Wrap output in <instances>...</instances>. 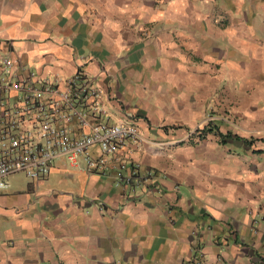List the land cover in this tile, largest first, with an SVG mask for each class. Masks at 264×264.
Returning <instances> with one entry per match:
<instances>
[{"label":"crops","instance_id":"obj_1","mask_svg":"<svg viewBox=\"0 0 264 264\" xmlns=\"http://www.w3.org/2000/svg\"><path fill=\"white\" fill-rule=\"evenodd\" d=\"M11 47L97 79L152 175L132 192L64 156L8 175L0 264H264V0H0Z\"/></svg>","mask_w":264,"mask_h":264},{"label":"built area","instance_id":"obj_2","mask_svg":"<svg viewBox=\"0 0 264 264\" xmlns=\"http://www.w3.org/2000/svg\"><path fill=\"white\" fill-rule=\"evenodd\" d=\"M102 84L81 68L39 73L12 47L0 50V188L23 172L39 181L54 160L111 176L132 192L147 187L152 172L132 155L142 143L133 121L111 120Z\"/></svg>","mask_w":264,"mask_h":264},{"label":"rangeland","instance_id":"obj_3","mask_svg":"<svg viewBox=\"0 0 264 264\" xmlns=\"http://www.w3.org/2000/svg\"><path fill=\"white\" fill-rule=\"evenodd\" d=\"M222 110H225V109H222ZM218 114H219V118L223 122L224 126H226V125H231L232 126V125H234L236 123L234 117L231 114L227 113L226 110L221 112V113H218ZM111 120H114V119H111ZM203 122L204 121L198 123L194 128H192L190 133L195 134V133L198 132V130H202V128H203V126L205 124ZM12 176L13 177H11L10 179L13 180L16 183H20L21 185H23V183L25 182L26 175L23 172H17L15 174H13Z\"/></svg>","mask_w":264,"mask_h":264},{"label":"trees","instance_id":"obj_4","mask_svg":"<svg viewBox=\"0 0 264 264\" xmlns=\"http://www.w3.org/2000/svg\"><path fill=\"white\" fill-rule=\"evenodd\" d=\"M217 124H215L216 126ZM216 130H218V128H215ZM245 142L249 143L250 141L249 140H244Z\"/></svg>","mask_w":264,"mask_h":264}]
</instances>
